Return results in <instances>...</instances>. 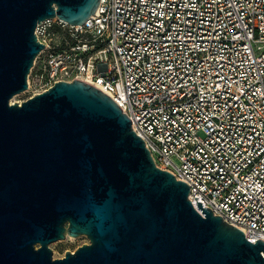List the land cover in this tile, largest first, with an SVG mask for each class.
<instances>
[{"label": "water", "instance_id": "1", "mask_svg": "<svg viewBox=\"0 0 264 264\" xmlns=\"http://www.w3.org/2000/svg\"><path fill=\"white\" fill-rule=\"evenodd\" d=\"M98 2L0 0V264H264V241L195 208L100 88L57 81L10 101L44 48L36 25H82ZM78 236L89 243L53 257Z\"/></svg>", "mask_w": 264, "mask_h": 264}, {"label": "built area", "instance_id": "2", "mask_svg": "<svg viewBox=\"0 0 264 264\" xmlns=\"http://www.w3.org/2000/svg\"><path fill=\"white\" fill-rule=\"evenodd\" d=\"M97 5L82 25H36L28 98L57 81L100 84L195 208L264 241V0Z\"/></svg>", "mask_w": 264, "mask_h": 264}, {"label": "rangeland", "instance_id": "3", "mask_svg": "<svg viewBox=\"0 0 264 264\" xmlns=\"http://www.w3.org/2000/svg\"><path fill=\"white\" fill-rule=\"evenodd\" d=\"M29 94L26 91L21 92L20 94L14 95L10 101L21 103L25 99H27ZM89 240L86 239L84 236H78V237H66L64 240H57L56 242H53L49 245V247L52 250V255L55 259L63 257V253L65 251L72 252L74 249H76L78 246H81L83 244H88Z\"/></svg>", "mask_w": 264, "mask_h": 264}, {"label": "bare ground", "instance_id": "4", "mask_svg": "<svg viewBox=\"0 0 264 264\" xmlns=\"http://www.w3.org/2000/svg\"><path fill=\"white\" fill-rule=\"evenodd\" d=\"M94 86H96L97 88H100V89H102V86L99 84H93Z\"/></svg>", "mask_w": 264, "mask_h": 264}]
</instances>
